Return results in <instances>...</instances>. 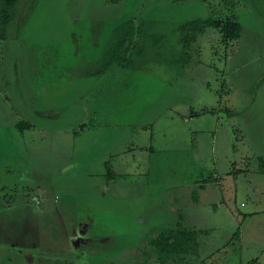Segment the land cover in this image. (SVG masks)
Returning <instances> with one entry per match:
<instances>
[{
    "label": "rangeland",
    "instance_id": "obj_1",
    "mask_svg": "<svg viewBox=\"0 0 264 264\" xmlns=\"http://www.w3.org/2000/svg\"><path fill=\"white\" fill-rule=\"evenodd\" d=\"M19 12L20 29L0 41V185L14 183L10 196L21 176L40 186L29 209L9 205L41 220L24 226L43 235L23 231L28 264H144L147 241L175 227L201 231L189 264H264V174L253 170L264 156V0H22ZM233 15L239 41L210 28L191 63H170L175 24ZM129 19L162 47L148 46L139 69L90 74ZM213 175L223 185L203 190Z\"/></svg>",
    "mask_w": 264,
    "mask_h": 264
},
{
    "label": "trees",
    "instance_id": "obj_2",
    "mask_svg": "<svg viewBox=\"0 0 264 264\" xmlns=\"http://www.w3.org/2000/svg\"><path fill=\"white\" fill-rule=\"evenodd\" d=\"M21 1L0 0V41L9 40L13 37V33H17L20 29L22 19L19 4ZM175 26L174 32L178 36L174 41L176 46L170 49L172 59L169 60L171 64L179 65L182 68L191 63L192 52L195 51L193 45H196L199 36L210 28L219 31L226 44L239 41L243 32V25L235 15L222 20H217L214 17L196 19L175 24ZM154 34L153 32L149 33V30L146 31L144 25L135 19L121 23L114 28L111 40L103 51L94 73L90 74L103 75L114 66L139 69L141 64L138 60L146 56L148 46L154 49L162 47L159 43L162 39ZM226 111L228 116L236 113L229 108ZM204 112L218 113L219 109H205L202 113ZM19 125L21 129L30 127V123L26 121H20ZM256 161L259 163L260 173H264V157L260 156ZM1 196L2 200H6L4 192ZM200 234L201 231L192 228L161 229L159 234L152 236L147 241L146 250L141 255L145 258L144 264H180L183 257H186V264H189L192 256L201 257L198 254L201 244ZM254 262L258 264V259Z\"/></svg>",
    "mask_w": 264,
    "mask_h": 264
},
{
    "label": "crops",
    "instance_id": "obj_3",
    "mask_svg": "<svg viewBox=\"0 0 264 264\" xmlns=\"http://www.w3.org/2000/svg\"><path fill=\"white\" fill-rule=\"evenodd\" d=\"M258 157H260V156H257L256 160ZM257 164H258L257 168L256 169L253 168V170L257 171V169H258L257 172H260L259 168H258L259 163L257 162ZM235 170H239V169H236V167H234V170L232 171V173L235 172ZM119 175L121 176V173ZM219 178H220L219 176L213 175V177H209L208 179L203 180L202 182H200L202 189L203 190L208 189V191L210 189L209 187H211V189H214V188H216V186H214V183H216V182L219 183V185H223L222 182H220V181L218 182ZM7 181H9V180H7ZM28 181H29L28 175L27 176H21V180H19V184H21V188L17 189L19 191V193H17L15 191V189L12 190V188H11L12 186H14V183L10 184V185H6V184L0 185V188H2V189H0V190H2L1 194L3 192L7 191L8 190L7 188L9 186H11L10 187V190H11L10 193H13L11 196L9 194H5L6 200H4V199L2 200V196L0 195V201H6V203H4V204H8V207H4V208L0 207V209L8 211L4 216H0V264H28V262L24 259V255L31 253L33 247H31L32 245H29L28 241H25V243H23L21 240L23 238V231H26L24 229V226L26 224L27 225L35 224L38 226L39 223H41V220L40 219L38 220L34 217H31V215H29V214H26V216H28V217H26L24 213L20 212V210L18 213H13V214L9 213V210L14 208V207L10 208V206H9V205H13L11 202H13L14 198H19L20 203H22V205H24L25 207H28V209H29L28 204L30 201V199H28V198L32 197L31 194H33L34 198H37V193H39L37 191V189L40 190L39 184L31 187L30 186L31 184L27 183ZM43 196L44 195H42V197ZM217 199L218 198L216 197L215 200H217ZM39 200L40 199L36 200V203H38L40 205ZM21 208L24 209L23 207H21ZM25 219H27V221H25ZM40 230L41 229L39 227L37 229H34L30 226L26 231L27 236L30 237V235L32 236V234L34 233L35 239H41V237L43 238V235H42V231H40ZM43 231H45V228ZM38 233H39V236H41V237H38ZM30 242L32 243V241H30ZM40 244H41V246L44 245L43 242H41ZM35 253H37V252H35ZM63 253L66 255L71 254L70 252H67V251L63 252ZM59 254H61V252H59ZM258 264H260V263H258Z\"/></svg>",
    "mask_w": 264,
    "mask_h": 264
}]
</instances>
